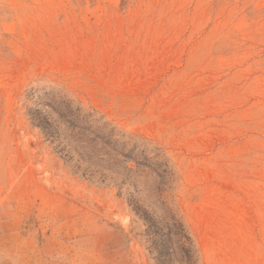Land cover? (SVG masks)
Returning <instances> with one entry per match:
<instances>
[{"label": "rangeland", "instance_id": "rangeland-1", "mask_svg": "<svg viewBox=\"0 0 264 264\" xmlns=\"http://www.w3.org/2000/svg\"><path fill=\"white\" fill-rule=\"evenodd\" d=\"M0 264H264V0H0Z\"/></svg>", "mask_w": 264, "mask_h": 264}, {"label": "trees", "instance_id": "trees-1", "mask_svg": "<svg viewBox=\"0 0 264 264\" xmlns=\"http://www.w3.org/2000/svg\"><path fill=\"white\" fill-rule=\"evenodd\" d=\"M73 123L74 124L78 123L80 125L82 122H80V121L78 122L76 120V122L73 121ZM38 127L41 128L44 132V127L42 125L39 124ZM86 129L87 128H84V126H82V124H81V127L78 128L79 131L84 132V133L87 132V131H85ZM44 133H46V132H44ZM95 139H97V138H95ZM95 139L93 138V140H91V141L92 142L97 141ZM102 140L103 139H100L99 141L102 143ZM135 150L136 149L134 146L131 149L126 150L127 155L123 156V157L127 163H133L134 167L137 169H139V168L144 169L148 173L152 174L154 177H156V178L158 177V180H162V178L170 177L168 165H167V162L165 160L158 159L159 156L156 154L153 158L154 160H152L153 162L150 163L148 158L144 157L142 154L134 155ZM126 170L128 172H132L131 168H126ZM128 205L131 207L132 211L136 215H138L140 218H143V220L147 224H149L147 218H151L150 215L147 214L146 211L142 210L141 206H139L135 200L129 199ZM150 225L151 224H149V226ZM151 227H152V225H151ZM177 235L181 241H187L188 240V238L184 232V229H183L182 225H180V224H178ZM185 252L188 253V251H185ZM188 254H186V255H188Z\"/></svg>", "mask_w": 264, "mask_h": 264}]
</instances>
